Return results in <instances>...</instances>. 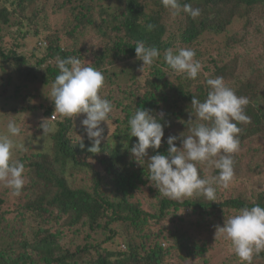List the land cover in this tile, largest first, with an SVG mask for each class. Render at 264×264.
Listing matches in <instances>:
<instances>
[{"label": "trees", "instance_id": "obj_1", "mask_svg": "<svg viewBox=\"0 0 264 264\" xmlns=\"http://www.w3.org/2000/svg\"><path fill=\"white\" fill-rule=\"evenodd\" d=\"M116 4H121L118 10L114 8ZM180 4L201 9V15L193 19L181 11L173 17L161 0H0V33L3 29L11 30L16 41L8 47L0 35V60L7 65L13 62L11 71L20 79L51 85L59 74L57 58L77 57L83 62L88 53L78 46V37L87 27L94 33L100 32L106 42L107 38L112 39L110 46L99 54L90 50L95 59L91 67L106 77L100 92L105 85L122 81V75L127 78V82H120L125 85L119 89L120 96L111 100L113 110L108 121L116 128L109 136L103 133L98 153L88 151L92 142L80 123L84 114L72 120L56 113L54 106L44 108L43 116L48 117L47 123L52 129L47 134L48 142L42 152L20 159L25 165V184L21 194L16 196L14 211L23 218L24 227L12 228L10 214L4 209L5 200L0 198V264H196L215 243L217 226H222L244 207H264V195L254 199L245 188L224 195L223 187L218 186L215 202L202 195L181 200L166 198L147 179V161L140 164L131 156L130 149L137 138L130 136L128 121L137 108L148 109L154 116L164 114L161 120L166 124L164 137L156 152L166 155L168 136L180 137L174 141L180 147L182 136L190 134L194 123L188 121L190 112H194L192 97L203 102L209 91L208 78L203 80L202 74L196 78L194 92L169 82L173 76L177 80L191 79L176 74L164 61L166 50L176 52L173 41L177 36L168 30V21L179 18L176 31L179 34L183 31L178 34L183 44L194 42L207 30L221 34L235 20L240 26L228 36L226 44L239 39L248 46L255 34L264 31V0H185ZM57 12L66 15L61 29L67 41L73 40L71 47H61L59 40L49 34L50 30L39 40L37 22L48 25L47 15ZM148 24L154 25L150 31L146 29ZM111 32L114 34L110 35ZM28 38L34 41L29 54L17 52ZM40 41L47 43L43 52L38 51L37 44L41 47L44 43ZM137 41L155 46L160 53L153 66L145 70H140L142 61L135 56ZM255 51L264 52V47ZM257 55L258 59H250L248 81L242 86L227 84L237 96L249 100L244 111L250 122L238 123L239 145L259 127L264 129V56ZM32 60H35L34 68L30 67ZM233 61L226 64V69L218 68L217 61L212 60L216 71L209 78L222 77L230 81L232 75L248 73V67L240 73L237 64L241 63ZM106 64L121 68L118 73L113 72L114 78L109 80L110 70ZM52 115L55 120L49 121ZM38 131L42 133L39 126ZM79 136L83 139V148ZM147 152L145 160L156 154L152 149ZM231 156L235 180L248 182L252 176L264 174L260 164L252 160L246 162L239 152ZM197 168L202 178L218 175V170L207 162L197 163ZM141 187L146 192L139 201L135 193ZM63 229L73 231L77 242L61 243ZM225 243L230 245L228 240ZM237 260L244 263L238 257ZM253 260L264 264V251L254 255Z\"/></svg>", "mask_w": 264, "mask_h": 264}, {"label": "clouds", "instance_id": "obj_2", "mask_svg": "<svg viewBox=\"0 0 264 264\" xmlns=\"http://www.w3.org/2000/svg\"><path fill=\"white\" fill-rule=\"evenodd\" d=\"M161 4L173 17L181 11L193 19L201 15V9L193 8L190 4L181 5L180 0H161ZM153 28L152 24L146 26L149 31ZM134 48L136 58L142 61L140 70L153 66L160 55L155 46H146L143 41H137ZM195 56L192 48H180L176 52L168 49L164 53V61L176 74L195 80L202 67ZM57 68L59 74L51 84L49 96L54 103V111L72 120L84 114L85 118L80 123L92 142L88 151L98 153L104 139L101 122H107L113 110L111 101L99 95L104 86V75L94 67L82 65L77 57L57 58ZM206 85L209 91L203 102L196 97L191 99L194 112H190L188 121L194 123L189 129L190 134L181 135L180 147L174 144L180 137L168 136L166 155L156 152L166 126L161 123L163 113L154 116L148 109L137 108L128 121L130 136L137 138L130 149L131 156L137 163L147 161V179L166 198L181 200L202 195L208 201L215 202L217 187L227 188L234 178L231 154L239 149L241 128L238 123L250 122V117L244 111L249 100L245 96H237L222 77L208 78ZM46 120L39 125L43 136L52 131ZM6 128L7 134L0 135V184L11 189L13 196H19L25 184V165L12 161L11 157L14 148L23 150L24 145L15 144L11 137L19 136L22 129L14 120H10ZM79 138L80 147L83 148V139ZM148 149L156 154L145 160ZM203 162L218 170V175L202 178L197 163ZM217 234L230 241L235 255L244 264H252L253 256L264 251V207L256 205L240 209L222 226L216 227L215 236Z\"/></svg>", "mask_w": 264, "mask_h": 264}, {"label": "rangeland", "instance_id": "obj_3", "mask_svg": "<svg viewBox=\"0 0 264 264\" xmlns=\"http://www.w3.org/2000/svg\"><path fill=\"white\" fill-rule=\"evenodd\" d=\"M184 1L185 0H180V2ZM119 7H121V4H116L114 6V8H116L117 10L119 9ZM202 14L203 16H205L204 12ZM65 16L66 15L59 12L53 13L52 15L48 14L47 23L49 24L44 25L48 27L47 30L44 29L43 23L37 22V24H39V26L37 27H39L40 29L39 40L44 39L46 32L50 30L49 34L53 39L57 38L59 40V44L61 47H71V45L73 44V40L67 41L68 37L65 33L62 32L61 29L63 27L62 24L64 23ZM177 22H180V20L176 17L166 23L169 27L168 30L177 36L176 41H173V44L176 47L175 50L177 51L180 48H192L195 50V59L198 60L202 66L199 74H202L203 80L212 76L216 71V69H214V62L212 63V60L217 61L215 66H217L218 68L222 66L225 67L226 64L233 63V60H239L241 64L240 66L237 64V70L241 73V70L243 68L248 67V73H246V75L239 74V76L232 75L229 77L230 81H225V83L228 85L232 84L234 86H242L245 81H248V79H250V59H258L257 54H261L264 56V52L255 51L259 48L264 47V31H262V33L255 34L254 40L248 46L244 42L240 43L238 41L239 39L237 41L231 42L230 44H226L228 42V36L231 33L235 32L240 26L238 20H235L234 23L227 30L225 29V31L221 34L209 30L205 31L194 42L190 44H183L178 39L179 35L183 31H181L180 34L179 31H176ZM58 27H60V29ZM56 28H58L59 30H57ZM10 32H6L5 29H3L0 33V35H2L5 39V45L8 47H11L16 43V41L14 40V34H12L11 30ZM79 32L80 31L77 30V33ZM113 34V32L110 33V35ZM250 35L252 34H249L248 36ZM107 39L108 42L105 41L104 36H102L100 32L94 33V31L90 27L84 28V30L81 32V35L78 37V46L83 48L84 52L88 53L86 59H84L83 62L81 61L82 65L91 66V64L94 63L95 59L91 55L90 50L95 52L96 54H99L106 46H110L112 39ZM33 42L34 41H32L31 38H28V42L25 44V46H23L21 50H17V52H25L29 54L31 48L33 47ZM45 43L46 42L41 43L43 45L41 46L42 48L39 44H37L38 51H44L47 45V43L46 45ZM251 45H254V48L251 49ZM34 61L32 60V64L30 65V67L32 68L35 67ZM13 66V62L7 65L6 63H3V60H0V135L7 134L6 125L10 120H14L17 126L22 129L19 136L11 137L15 144L24 145L23 150L14 148L12 151L11 160L20 161V159L23 157L31 155L33 156L38 152H42L44 144L48 142L47 135L43 136V134L38 131V126L40 125L39 123H42L44 119H47V123L48 117L43 116L44 108L54 106V103L49 98L51 85H42L39 80L31 82L29 80L20 79L18 76L12 73L11 70L13 69ZM106 68L110 70L107 73V80H109V78H114L111 76V74L113 72L118 73L121 69L120 66L111 64H106ZM145 68H147V66L143 69L145 70ZM225 68L227 69V67ZM40 73L41 72L38 73V79L41 77ZM173 78L169 79V82L171 84H174L178 87L181 86L187 91H196L197 79L192 84H190V81L192 79L177 80ZM120 79L127 82V78L124 75H122ZM120 82H114L113 85H105L104 89L100 92L99 95H101L102 98L108 99L109 101L119 97V89L125 86L122 83L120 84ZM100 127L104 129V133H106L108 136L116 128L115 124L111 121L101 122ZM236 152H239L240 155L245 156L244 160L246 162L248 160H252L260 164L261 170L264 173V129H262V126L261 128L259 127V129L252 136L241 143L239 145L238 151ZM245 166L246 164H244L242 167L245 168ZM234 177L236 178L235 174ZM235 178H233L227 188L223 187L221 189L224 195H227L229 193L231 194L234 192V190H241L242 188H245L249 193H252L254 195V199L257 198L256 196L259 197L261 194L264 195V174H261L260 176H252V179L248 182H240L239 178L236 180ZM145 192L146 189H144V187H141L140 191L135 193V199L141 201V199L145 195ZM0 198H3L5 200L4 209L10 214L12 228L14 230H18L24 227L25 223L22 222L23 218L14 211V209L16 208L15 203L17 199L16 196H13L11 194V189H8L0 184ZM63 230L64 238L61 243L70 245L77 242L76 235L73 234V231H69L67 229ZM225 240L226 239L218 234L215 243L210 245L207 253L202 258H199L198 261H196V264H244L240 263L237 260V256L235 255L231 247V243L228 246V244L225 243ZM252 264L263 263L262 261L253 260Z\"/></svg>", "mask_w": 264, "mask_h": 264}, {"label": "built area", "instance_id": "obj_4", "mask_svg": "<svg viewBox=\"0 0 264 264\" xmlns=\"http://www.w3.org/2000/svg\"><path fill=\"white\" fill-rule=\"evenodd\" d=\"M53 120H55V115H52V116L50 117V119H49V121H53Z\"/></svg>", "mask_w": 264, "mask_h": 264}]
</instances>
